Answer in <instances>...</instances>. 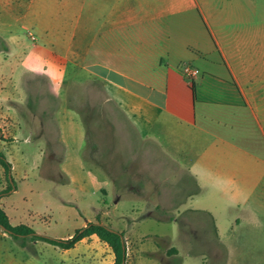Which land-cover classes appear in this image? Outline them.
Wrapping results in <instances>:
<instances>
[{"label": "crops", "instance_id": "1", "mask_svg": "<svg viewBox=\"0 0 264 264\" xmlns=\"http://www.w3.org/2000/svg\"><path fill=\"white\" fill-rule=\"evenodd\" d=\"M5 16L19 32L0 33L7 46L0 44V113L25 97L29 107L45 98L61 159L74 153L82 169L85 125L69 87L102 86L104 121L112 144L122 145L119 166L112 169L109 156L106 171L89 169L101 171L117 195L86 222L123 233L125 264L148 257L163 264L167 251L166 263L183 255L186 264H235L241 242L254 250L264 242V0H0V32ZM185 63L199 69L193 80ZM176 170L192 183L167 190L187 194L174 202L184 210L183 232L151 233L149 246L143 224L160 219L148 194L165 191L160 178ZM120 203L126 210L113 225L108 213ZM159 240L168 244L164 253ZM80 244L95 258H112L95 234L62 249Z\"/></svg>", "mask_w": 264, "mask_h": 264}, {"label": "rangeland", "instance_id": "2", "mask_svg": "<svg viewBox=\"0 0 264 264\" xmlns=\"http://www.w3.org/2000/svg\"><path fill=\"white\" fill-rule=\"evenodd\" d=\"M1 21H3L0 32L2 36L10 35L4 29L19 32V26L9 21L8 17L1 18ZM31 90L32 94L40 91ZM69 91L85 125V141L83 139L82 149L78 151L83 169L79 167L74 153H70L65 160L61 159L65 150L55 141L56 121L53 106H47L45 98H32L43 101V104L29 107L25 105L27 101L25 97L22 101L25 103L13 104L15 111L7 114L0 113L2 126L0 127L2 130L0 153L11 164L7 176L0 165V191L6 189L9 183L11 185L9 190L0 193V203L11 224L29 225L36 233L52 238H64L81 228L88 219L102 216L104 205L102 200L106 198L111 204L117 195L112 192L109 179L101 172L106 171L103 163L105 157L109 156L111 168L117 171L120 158L117 149L122 146L120 144L119 147L116 139L112 144L111 129L104 121L102 86L99 82L91 80L75 84L69 87ZM13 117L19 120L20 128H12ZM110 147H113L115 151L112 155H109ZM68 149L72 150L71 147ZM90 165L101 171L90 170ZM160 179V184L166 186L165 191L148 194L152 198L150 206L155 204L159 206L151 211L160 220L158 222L154 219L146 220L143 224V231L152 236L149 240L147 239L149 246L154 243L152 239L154 236L151 233L159 235L163 233L171 238L179 230L183 232L184 210L182 206H175L174 202L183 199L187 194L171 193L167 190L171 189V185L192 184L187 175L178 170L175 174ZM106 184L108 192L104 194L100 186ZM125 210L122 203L115 208H110L108 216L113 221L111 222L113 225L119 221L120 215ZM2 231L0 227V232ZM4 233L5 236H0V264L113 263H110L113 261V253L109 246L112 258H95L84 250L81 244L70 251H63L59 246L39 239L33 240L29 235L13 237ZM241 244V255L235 257V264H264L263 241L257 242L255 250L251 248L249 241H243ZM159 245L163 253L167 251L166 242L159 240ZM164 254L160 257L163 264L175 263V260L170 263L165 262L167 258L172 259L170 251ZM148 259L149 261L144 258L143 262L139 261L137 264H151L152 258L148 257ZM180 259L181 261L177 264H186L183 255ZM8 260H10L9 263Z\"/></svg>", "mask_w": 264, "mask_h": 264}, {"label": "trees", "instance_id": "3", "mask_svg": "<svg viewBox=\"0 0 264 264\" xmlns=\"http://www.w3.org/2000/svg\"><path fill=\"white\" fill-rule=\"evenodd\" d=\"M0 44L4 50L7 49L5 42L0 38ZM191 90L194 94V87L191 85ZM2 137L1 129H0V138ZM0 165L3 168L5 175L10 171L11 164L6 159V157L0 153ZM11 188L10 183L8 184L6 189L0 191V193H4ZM0 226L4 227V232L12 235L13 237H18L20 235L26 236L29 235L33 240H43L52 245L59 246L60 248L67 249L72 247L77 241L81 238L95 234L100 240L104 241L111 249L113 253V263L112 264H125V241L123 238V233L100 222H91L88 221L84 226L78 228L67 238H52L46 235H42L36 233L31 227L25 224H10L8 217L4 210L0 206Z\"/></svg>", "mask_w": 264, "mask_h": 264}, {"label": "built area", "instance_id": "4", "mask_svg": "<svg viewBox=\"0 0 264 264\" xmlns=\"http://www.w3.org/2000/svg\"><path fill=\"white\" fill-rule=\"evenodd\" d=\"M182 71L189 80H193L199 73V69L189 63L182 65Z\"/></svg>", "mask_w": 264, "mask_h": 264}, {"label": "water", "instance_id": "5", "mask_svg": "<svg viewBox=\"0 0 264 264\" xmlns=\"http://www.w3.org/2000/svg\"><path fill=\"white\" fill-rule=\"evenodd\" d=\"M3 230H4V227L3 226H0ZM122 264H123V262H122Z\"/></svg>", "mask_w": 264, "mask_h": 264}]
</instances>
